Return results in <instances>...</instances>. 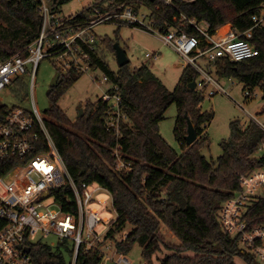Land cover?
<instances>
[{
    "label": "trees",
    "instance_id": "trees-1",
    "mask_svg": "<svg viewBox=\"0 0 264 264\" xmlns=\"http://www.w3.org/2000/svg\"><path fill=\"white\" fill-rule=\"evenodd\" d=\"M69 1L49 0L51 10L59 13V8ZM113 1L135 11L147 7L153 26L163 32L173 29L197 36L191 20L207 23L213 36L225 25L237 34L251 29L249 41L258 55L239 63L218 59L212 63V69L219 79H236L245 91L264 90V28L255 27L252 19L264 0H195L175 6L160 0ZM84 14L78 20H83ZM41 22L38 0H0V62L19 52L24 54L25 48L39 36ZM119 29L114 39L97 42V50L103 48L115 54L113 44L118 42ZM93 67L118 86L122 109L129 119L121 126V137L106 130V105L100 99L86 102L83 115L74 120L57 106L59 98L83 75L72 70L48 90L50 107L44 114L45 126L72 180L77 185H100L110 193L117 217L107 239L113 241L116 252L127 255L138 244L148 263L153 255L164 250L167 253L158 259L159 264H236L235 258H241L245 264H260L240 247L237 237L221 229L218 211L239 190L241 175L264 167V151L260 149L264 131L252 121L245 128L239 121L231 122L229 137L220 142L221 156L209 161L201 151L209 144L205 129L213 114L200 109L205 95L189 88L198 77L193 68L184 67L175 88L169 91L145 66L132 68L129 62L112 72L98 52L93 55ZM12 85L25 88L21 78ZM171 105L177 110L173 134L181 147L180 154L164 141L158 129ZM7 110L0 107V124ZM187 119L197 136L190 146L184 139ZM116 146L123 159L132 164L131 171H114L112 150ZM49 149L40 132L35 151ZM259 150L262 152L255 156ZM51 195L66 212L76 213L69 185L51 191ZM243 219L248 228L264 225V193L248 206ZM161 225L178 244L164 240ZM128 226L131 231L114 242ZM53 248L41 242L31 244L29 254L33 263L70 264L68 247L61 244ZM100 262L98 252H80L76 264Z\"/></svg>",
    "mask_w": 264,
    "mask_h": 264
},
{
    "label": "built area",
    "instance_id": "built-area-1",
    "mask_svg": "<svg viewBox=\"0 0 264 264\" xmlns=\"http://www.w3.org/2000/svg\"><path fill=\"white\" fill-rule=\"evenodd\" d=\"M160 1L167 6H175L195 0ZM38 2L42 16L39 36L25 48L24 54L19 52L0 62V93L10 88L15 79L28 73L27 65L32 68L33 81L39 62L44 58L50 59L57 67L60 78L71 70L93 74L99 84H107L99 99L106 105L104 126L117 138L122 135L121 126L129 119L122 109L118 86L104 74L99 79L94 74L100 72L93 67V55L97 53L98 42L93 33L95 26L112 24L117 28H145L181 56L184 67L189 66L197 72L195 89L204 95L208 91L209 96L227 93L219 84L222 79L214 75L212 63L218 59L239 63L258 55V50L249 41L251 29L237 34L230 25H225L213 36L207 23L191 20L190 24L198 33L192 36L173 29L163 32L155 28L151 20L146 25L140 20L138 11L113 0H94L81 12L69 16L63 15L61 11H52L49 0ZM84 12L83 20H78ZM252 19L255 27L264 28V2ZM157 57L155 52L145 54L149 61ZM197 61H202V64ZM244 95L249 98L254 94L246 90ZM7 109L0 124V264H34L29 252L23 249L35 244L37 236L40 239L53 238L54 241L48 244L51 247H60L61 244L68 247L71 252L70 264H76L80 252L87 254L94 251L101 256L100 264L106 263L110 258L103 250L113 245V241L107 239V233L117 216L115 213L113 220L102 219L100 212L90 206L92 203L99 204L104 211L106 201L96 199L95 195L105 192L111 200L110 193L100 185L85 182L77 185L72 180L48 134L45 118L34 105L31 109ZM261 113L264 114V105ZM248 116L264 131L263 124L253 121L250 114ZM40 132L50 145L47 152L35 151ZM260 149L264 151V140ZM112 155L115 172L131 171L132 164L123 159L118 146L112 150ZM65 185H69L72 190L75 214L66 212L51 195V191ZM45 192L49 195L44 198ZM260 192L264 193V167L239 177V190L223 202L218 211V221L226 234L238 238L243 250L264 264V225L248 228L243 219L248 206L263 195ZM101 223L107 225L102 234L97 231ZM118 264L129 262L120 257Z\"/></svg>",
    "mask_w": 264,
    "mask_h": 264
},
{
    "label": "rangeland",
    "instance_id": "rangeland-1",
    "mask_svg": "<svg viewBox=\"0 0 264 264\" xmlns=\"http://www.w3.org/2000/svg\"><path fill=\"white\" fill-rule=\"evenodd\" d=\"M94 0H70L61 8L63 15L69 16L79 13L83 10L89 2ZM139 18L144 24L150 23V10L142 6L138 10ZM144 17H143V16ZM117 26L112 24L98 25L93 28L97 41H103L106 38L114 39L116 36ZM118 44L124 49L126 56L132 68H139L145 66L156 78H158L167 90L172 91L184 68V60L171 47L163 44L160 38L145 28H132L122 26L118 32ZM99 47V46H98ZM103 60L109 66L112 72H117L119 66L116 62L115 54L107 50L98 49ZM155 52L158 54L156 60L149 61L145 58L146 53ZM202 64V61H197ZM28 73L22 75L20 78L25 84V88L21 89L18 85H12L5 91L0 93V105L9 109L13 107H22L31 109L32 105L38 112L46 119L44 115L46 110L50 107V102L47 97L51 82L57 73V67L50 59L44 58L39 62L37 70L32 81V68L30 65L26 66ZM99 79L101 72H95ZM94 75L90 73L83 74L65 93L59 98L57 106L70 119L74 120L77 117L78 108L83 110L86 102H94L100 98L107 84H99L94 80ZM33 82V83H32ZM227 92L226 94L216 93L213 96L205 93L204 100L200 104L202 112H210L213 114V119L206 124L205 133L208 138V147L202 149V155L209 161H216L222 154L220 142L226 140L230 134V124L234 121H239L240 126L245 128L252 119L260 122L264 126V114L261 113L264 105V90L255 88L251 91L254 95L246 98L243 85L236 79L230 80L222 79L219 83ZM32 85V87H31ZM177 110L174 105H171L164 115V120L158 125L159 133L164 141L180 154L181 147L176 141L173 128L175 125ZM262 151H258L255 156H258ZM263 192H260L262 194ZM95 198H101L106 201L107 206L102 211L103 206L92 203L90 208L100 212V217L106 220L115 219V212L111 207L110 196L105 192L97 193ZM107 225L99 224L97 231L101 234L105 232ZM132 227L128 226L121 234L116 236L114 242L122 240L125 235L131 231ZM160 234L164 240L170 244H178L179 241L174 235L167 230L163 225L160 226ZM41 240V241H40ZM54 241L53 238L40 239L36 237L35 243L50 244ZM53 248V247H52ZM54 249V248H53ZM103 252L109 256V260L105 264H118L120 257L128 260L129 264H157L159 257H163L167 252L162 250L152 256L151 262L145 261L141 255L142 248L138 244H134L127 255L120 256L114 248V243L111 248H105ZM158 257V258H157ZM236 264H245L241 258H235Z\"/></svg>",
    "mask_w": 264,
    "mask_h": 264
},
{
    "label": "water",
    "instance_id": "water-1",
    "mask_svg": "<svg viewBox=\"0 0 264 264\" xmlns=\"http://www.w3.org/2000/svg\"><path fill=\"white\" fill-rule=\"evenodd\" d=\"M150 1H154V0H150ZM113 49H114V52H115V58H116V62L120 67H123L125 66L126 64L129 63V60L126 56V53L124 51L123 48H121L118 44V42H115L113 44ZM60 78V74L57 72L56 75L54 76L52 82H51V85L50 86H56L57 85V82ZM196 87V84H195V81H193L190 85H189V88L194 90ZM83 115V110L80 108V105H79V108H78V114H77V118L81 117ZM185 143L187 146H190L192 145L196 140H197V136H196V133H195V130H194V127L192 125V123L189 121V119H187V133H186V136H185ZM49 194L48 192H45L43 194V197H47ZM25 252H29L30 249L29 248H24L23 249Z\"/></svg>",
    "mask_w": 264,
    "mask_h": 264
},
{
    "label": "crops",
    "instance_id": "crops-1",
    "mask_svg": "<svg viewBox=\"0 0 264 264\" xmlns=\"http://www.w3.org/2000/svg\"><path fill=\"white\" fill-rule=\"evenodd\" d=\"M154 257V256H153ZM158 258V257H157ZM159 258H161V257H159ZM105 264V263H104ZM157 264H159V262L157 261Z\"/></svg>",
    "mask_w": 264,
    "mask_h": 264
}]
</instances>
